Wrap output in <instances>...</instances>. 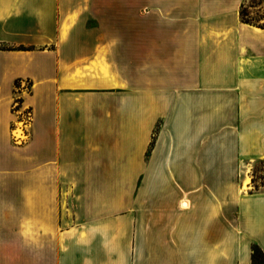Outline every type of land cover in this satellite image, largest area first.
Here are the masks:
<instances>
[{"label": "crops", "instance_id": "crops-1", "mask_svg": "<svg viewBox=\"0 0 264 264\" xmlns=\"http://www.w3.org/2000/svg\"><path fill=\"white\" fill-rule=\"evenodd\" d=\"M243 1L0 0V264L264 256V192L223 172L264 160V28Z\"/></svg>", "mask_w": 264, "mask_h": 264}, {"label": "rangeland", "instance_id": "rangeland-1", "mask_svg": "<svg viewBox=\"0 0 264 264\" xmlns=\"http://www.w3.org/2000/svg\"><path fill=\"white\" fill-rule=\"evenodd\" d=\"M243 4L245 5L247 15L249 18L259 19L260 17L264 16V0H244L241 5ZM239 16H240V10H239ZM254 28H257V27H254ZM21 90H24L25 91L24 94H26V92L29 90V84H26V83L21 84L19 82L17 83V85L15 84V94L16 93L21 94L22 93ZM20 102H21L20 98L15 96L13 100L12 112L16 118L14 120L15 123H13L12 125L11 124L9 125V138H10V144L12 143L15 146L21 147L24 144V142H26L28 139V136H24V133L22 130H26L27 135H28L29 130H30V125L26 127L28 129H24V126L27 125L25 124L27 122L26 116L25 114H18L17 112L18 111L17 106H19ZM180 104L181 103H177V102L175 103L174 108H173V114L171 115V118L169 120L170 128L173 132V136L175 140H176V135L180 134L177 137H182L184 135L185 131L187 130V127L189 126V122H190V114H189V118H187V123L185 124V126L180 123L181 121L180 119L184 117V115L185 117L187 116L186 114L184 115L182 114L183 111L181 107H179ZM186 105L190 109L191 104L188 102V100L186 101ZM174 114L176 115L174 116ZM30 123H31V120H30ZM174 131L176 135L174 134ZM16 132L19 133L20 135L16 136L14 134ZM209 169H212V168H209ZM223 172L225 175H236L239 178L240 176L241 177L245 176L244 181L246 179H248L249 181L248 191L264 192V160H258V161L252 162L247 166H240V167H233V168L224 167ZM243 183L239 181L237 183V186L240 187L241 189ZM240 189H239L238 195H242L240 193ZM252 250L254 253L253 264H263L264 256L260 253V251L256 247H253Z\"/></svg>", "mask_w": 264, "mask_h": 264}, {"label": "bare ground", "instance_id": "bare-ground-1", "mask_svg": "<svg viewBox=\"0 0 264 264\" xmlns=\"http://www.w3.org/2000/svg\"><path fill=\"white\" fill-rule=\"evenodd\" d=\"M250 27V26H249ZM259 30V29H257V28H253V30ZM260 65V64H259ZM251 68V67H250ZM260 68V67H259ZM251 70V69H250ZM257 71V70H256ZM248 74H249V72H248ZM263 76V75H262ZM88 77V76H87ZM248 78V77H247ZM114 87V86H113ZM177 103H181L180 104V106L179 107H181V109H182V111H183V113L184 114H186L187 116L185 117V115H184V117H182L180 120V123L181 124H183L184 126H185V124L187 123V118H189V108L187 107V105H186V101H185V99L184 98H180L179 100H178V102ZM216 106V105H215ZM215 109V108H214ZM189 113V114H188ZM16 136H19L20 134L19 133H14ZM14 135V136H15ZM23 138V137H22ZM20 140V139H19ZM249 181H248V179H246L245 181H244V183H243V185H242V187H241V189H240V193L241 194H244V195H246L247 193H248V190H249V187H248V183ZM67 195V194H66ZM183 206H187V203H184V204H182ZM64 212V211H63Z\"/></svg>", "mask_w": 264, "mask_h": 264}, {"label": "trees", "instance_id": "trees-1", "mask_svg": "<svg viewBox=\"0 0 264 264\" xmlns=\"http://www.w3.org/2000/svg\"><path fill=\"white\" fill-rule=\"evenodd\" d=\"M240 19H241V22L243 24L254 26V27H257V28H260V29L264 28V16L260 17L259 19H251V18H249L248 15H247V11H246V8H245L244 4L241 5V7H240ZM0 50H9V48L0 46ZM17 83L18 82H16L15 84L17 85ZM253 256H254V253H253ZM253 260H254V257H253Z\"/></svg>", "mask_w": 264, "mask_h": 264}, {"label": "built area", "instance_id": "built-area-1", "mask_svg": "<svg viewBox=\"0 0 264 264\" xmlns=\"http://www.w3.org/2000/svg\"><path fill=\"white\" fill-rule=\"evenodd\" d=\"M17 112H18V114H25V116H26V120H27V122L25 123V124H27L26 126H24V129H28V128H26L27 126H29L30 125V120H31V112L29 111V110H26V111H24V112H19L20 111V104H19V106H17ZM23 131V133H24V136H28L27 135V132H26V130H22ZM21 131V132H22Z\"/></svg>", "mask_w": 264, "mask_h": 264}]
</instances>
